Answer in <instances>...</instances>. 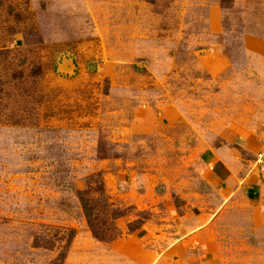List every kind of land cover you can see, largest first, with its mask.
I'll return each mask as SVG.
<instances>
[{
    "label": "rangeland",
    "instance_id": "rangeland-1",
    "mask_svg": "<svg viewBox=\"0 0 264 264\" xmlns=\"http://www.w3.org/2000/svg\"><path fill=\"white\" fill-rule=\"evenodd\" d=\"M0 51V264H264V0H3Z\"/></svg>",
    "mask_w": 264,
    "mask_h": 264
},
{
    "label": "trees",
    "instance_id": "trees-1",
    "mask_svg": "<svg viewBox=\"0 0 264 264\" xmlns=\"http://www.w3.org/2000/svg\"><path fill=\"white\" fill-rule=\"evenodd\" d=\"M3 0H0V9L2 8ZM9 12L7 14L13 15L11 12L12 8H8ZM17 16H14L16 19ZM7 51H0V56L5 55ZM5 60V58H4ZM35 69V70H33ZM31 73V78H36L38 75V71L40 67H34ZM32 86L35 85L34 82L31 83ZM41 100L35 101L36 105H39ZM2 114V115H1ZM3 116V113L0 112V118ZM10 118H14L12 115ZM29 120H33V123L36 122V119L30 118ZM105 150L98 148V153L102 156L101 158H105ZM90 181H93L94 187L92 189L87 188L84 191H78L76 193L77 199L80 204V208L82 211V215L85 219V222L91 232V235L94 239L103 243H110L117 239L119 236V232L115 226V222L126 215V211L118 208H113V206L108 202L105 194H104V185L101 178V174H95L92 177H89ZM87 186L90 183H86ZM92 194H97V197H93ZM143 224V220L139 219L133 223L128 225L129 232L132 233L139 229ZM74 238V231L69 230L67 234L63 235L62 238H58V236L52 237H35L33 239L32 248L33 249H44L46 251H53L56 248V244H58V253L57 256L50 261L49 264H63L66 258V253L71 245V242ZM62 243V244H61Z\"/></svg>",
    "mask_w": 264,
    "mask_h": 264
}]
</instances>
